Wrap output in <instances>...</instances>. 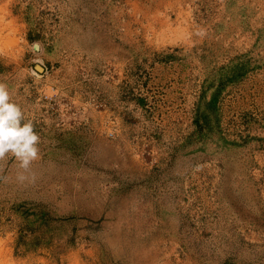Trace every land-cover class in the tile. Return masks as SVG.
I'll use <instances>...</instances> for the list:
<instances>
[{
	"label": "rangeland",
	"instance_id": "1",
	"mask_svg": "<svg viewBox=\"0 0 264 264\" xmlns=\"http://www.w3.org/2000/svg\"><path fill=\"white\" fill-rule=\"evenodd\" d=\"M0 83V264H264V0H0Z\"/></svg>",
	"mask_w": 264,
	"mask_h": 264
},
{
	"label": "clouds",
	"instance_id": "2",
	"mask_svg": "<svg viewBox=\"0 0 264 264\" xmlns=\"http://www.w3.org/2000/svg\"><path fill=\"white\" fill-rule=\"evenodd\" d=\"M20 107L11 101L7 86L0 83V159L11 153L19 162V167L27 171L34 160L39 159L40 137L34 131L31 121L21 123ZM18 179H26L23 173Z\"/></svg>",
	"mask_w": 264,
	"mask_h": 264
}]
</instances>
